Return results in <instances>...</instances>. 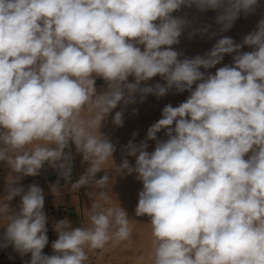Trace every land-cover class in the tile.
<instances>
[{"label":"clouds","instance_id":"1","mask_svg":"<svg viewBox=\"0 0 264 264\" xmlns=\"http://www.w3.org/2000/svg\"><path fill=\"white\" fill-rule=\"evenodd\" d=\"M192 5L221 10L217 23L228 30L257 0H0V161L19 174L0 196V247L30 253V264H85L86 249L129 240L126 211L97 202L86 227L56 222L54 254L45 255L43 190L17 184L45 163L55 168L71 144L89 165L73 187L88 185L113 161L115 145L100 131L112 110L137 93L142 100L174 88L191 94L166 105L139 145L128 143L134 166L115 165L143 184L136 215L150 218L152 264H264V19L242 44L225 36L204 56L180 59L172 46L185 20L173 13ZM244 45L253 50L241 52ZM233 53V65L200 70ZM157 75L165 84L140 86ZM112 123L123 125V111ZM162 129L166 140L157 139ZM147 140H156L154 151ZM109 179H95L104 201ZM16 196L19 211L10 207Z\"/></svg>","mask_w":264,"mask_h":264},{"label":"rangeland","instance_id":"2","mask_svg":"<svg viewBox=\"0 0 264 264\" xmlns=\"http://www.w3.org/2000/svg\"><path fill=\"white\" fill-rule=\"evenodd\" d=\"M221 14V10H207V11H200L195 5L191 7H181L180 10L173 13V16L180 17L185 20V26L181 36L179 37V43L173 45V49L183 53V58L179 57L180 59L192 58L197 55L204 56L207 54L216 42L221 39L222 37H230L236 43L243 42V38L249 34L250 32L256 30L257 24L261 19H264V0H257V6L255 10L250 13L241 12L239 17L232 23V26L228 30H222V25L217 23V16ZM207 29V32H202L200 30ZM181 38V39H180ZM181 47V48H180ZM141 48L143 46L141 45ZM182 49V50H181ZM253 49L247 45H244L241 48V52H250ZM187 56H185L186 54ZM233 54H225L223 56V60L221 63L215 65L209 69L200 70L205 73V76L208 74H215L216 70L220 67L225 65H233ZM132 82L134 81L133 77H129ZM165 84V81L162 77L157 75L156 77L152 78L149 81L142 82L141 87L146 86H155L156 84ZM96 87H102L103 89H97L98 92H102L106 88L105 81L101 78L96 79ZM195 89V84L193 85V90ZM189 91L184 92H177L174 88L171 89L165 96L157 97L155 95L150 96L151 104H156L158 106V116H156V120L158 121L159 118H162V110L163 108L171 104L173 107L178 106L180 103L186 101V99L190 96ZM141 95L139 93L135 94V102L137 98L140 99ZM148 97H144L140 100L141 105L146 104L144 100H147ZM163 99V100H162ZM156 100V101H155ZM159 100V101H158ZM143 101V102H142ZM148 101V100H147ZM133 104L129 103L125 105L123 102L117 105L115 109L112 110L111 113L115 114L117 111H123V125L116 126L112 123L110 115L106 117L104 122V129L106 128L107 138L115 145V151L113 153V161L109 159L103 166L102 171L100 174H96L95 179L98 176H104L105 174L109 175L110 185H107L106 191H110L112 194L110 196H131L135 198L139 196V192L143 189V184L140 180L136 178V174L133 173L131 175L127 174H117L116 166H119L122 163L123 159H127L130 165H135V156H131L127 154L126 146L131 141L132 143L139 145L142 141H144L147 137V131L149 128H143V124L139 127V120L140 116L136 112L133 111ZM159 104V105H158ZM164 104V105H163ZM147 105V104H146ZM162 107V108H161ZM160 108V109H159ZM119 109V110H118ZM161 112H160V111ZM85 115V117H87ZM160 116V117H159ZM158 117V118H157ZM113 118V117H112ZM111 120V121H110ZM141 121V120H140ZM153 120L152 124L157 122ZM107 124V125H106ZM113 126V127H111ZM136 128V129H135ZM141 128V129H140ZM139 133V134H138ZM139 136V137H138ZM168 137L166 135V130L162 129L159 133H157L158 140H166ZM147 151L152 152L155 150L156 140H147ZM31 147V146H30ZM67 153L66 157L62 161H58V167L56 171L61 170L66 174L72 170H78L85 173L86 169L88 168V163L83 161L81 154H79L74 145H69L67 149H65ZM247 158V157H246ZM4 162V161H3ZM116 165V166H115ZM8 170V168H7ZM55 172V171H54ZM102 172V173H101ZM51 172L44 174L43 176H28L23 183H18L19 186L23 187L25 191L27 190L28 186L31 184H36L38 186L42 185L43 179H45V175H50ZM52 174V173H51ZM11 175H14L11 173ZM66 176V175H65ZM114 176V177H113ZM98 177V178H101ZM59 180L55 179L54 181ZM53 181V182H54ZM117 181V184L115 185ZM3 182V181H2ZM110 186V187H109ZM2 187V186H1ZM5 191V190H4ZM100 192V190H98ZM96 196H99L96 194ZM129 197V198H131ZM45 199V196H44ZM90 203V202H89ZM19 204L20 199L19 196L14 197L12 201H10V207L19 211ZM66 205L64 201L56 202L50 201L47 203L45 199L44 205V212L48 218L47 222V236H48V244L42 250L43 254L45 255H53L54 250L52 248L53 241L58 239V234L54 233L53 222H55L57 211L62 213L66 211ZM4 220L0 219V244L4 243ZM8 247V246H7ZM7 247H0V264H30L31 254H21L14 247L10 246ZM117 249V250H116ZM119 244L113 245L109 244L106 246V250H90L92 252L91 255L88 256V260L85 261V264H119L118 259L116 258L115 253H119ZM89 251L86 249V252ZM102 252V254H100ZM115 255V256H114ZM102 259V260H101ZM149 259L145 260L146 264H151ZM105 261L107 263H105ZM140 264H144L141 260Z\"/></svg>","mask_w":264,"mask_h":264},{"label":"crops","instance_id":"3","mask_svg":"<svg viewBox=\"0 0 264 264\" xmlns=\"http://www.w3.org/2000/svg\"><path fill=\"white\" fill-rule=\"evenodd\" d=\"M183 56H184L183 53H181L180 57L183 58ZM185 56H187V54ZM129 82H132V80L130 79ZM97 89H103V88L99 87ZM57 165L58 163L56 164V166ZM56 166L54 168L49 166L47 163H45V165L41 168L39 174L36 175V176H40V175L43 176L46 173L49 172L52 173V174L50 173V175L48 176L45 175V179L41 180L42 185L40 187L43 190V194L45 196L47 203L53 200L56 202H60V201L65 202L66 205L65 209L67 211V214L65 215L64 211L62 213L57 211L56 218L54 220L55 222H53V225L55 226L57 221L66 218L67 220L70 221V226L72 228L86 227L89 224L88 215L94 203L98 202L105 208L107 207L116 208L119 207L120 205L126 211L130 219L132 236L130 237L129 240L121 242L119 244V250H118L119 253L117 254L115 253L116 258L119 261V264H140L141 260L143 261L144 264H146L145 260L147 259H149L148 261H151L152 264V260H151V255L153 252L152 228H151V224L149 223L150 218L147 215L144 216L136 215V208H137L139 196H136L135 198H132L131 196H110V194L112 193L110 191H107L108 200L107 201L101 200L99 196H96V194L98 195L99 193L98 190L100 189H98L95 185V178L92 181H90L88 185L79 188H74L73 185L83 174V172L71 169V171H69L66 174L65 172L59 170V168L56 171L58 167ZM11 173L12 172L8 167L7 163L0 161V196H4L7 194L6 192L7 181H11L13 179V175H11ZM13 174L19 175L15 173ZM27 177L28 176H22L19 179L18 183L19 182L20 184L23 183V181ZM98 177L96 179H99ZM55 179H59V180L54 181ZM109 183L111 182L108 181L107 185H110ZM116 184L117 181L115 185ZM17 186H19V184H17ZM19 199L21 201V196H19ZM5 224L6 221L4 220L3 225ZM54 233L57 232L54 231ZM9 246L10 248L13 247L12 245H8V247ZM90 252L92 251L90 250L87 251L88 256L92 254ZM100 254H102V252H100ZM105 263L107 262L105 261Z\"/></svg>","mask_w":264,"mask_h":264},{"label":"bare ground","instance_id":"4","mask_svg":"<svg viewBox=\"0 0 264 264\" xmlns=\"http://www.w3.org/2000/svg\"><path fill=\"white\" fill-rule=\"evenodd\" d=\"M181 48V47H180ZM182 50V49H181ZM179 51V50H178ZM151 80V79H150ZM134 82V81H133ZM152 94H148L146 95L145 97H148V101L147 100H144L146 104H143L141 105L140 103V100H141V97L140 99L137 98L136 102H134L133 104V111L132 112H136L139 114V116L141 117L140 120H139V127L141 124H143V128H149L151 125H152V122L153 120L157 121L156 120V116H158V113H157V110H158V106L156 104H151L152 102L150 101V96ZM163 100V99H162ZM156 101V100H155ZM159 101V100H158ZM143 102V101H142ZM159 105V104H158ZM164 105V104H163ZM162 108V107H161ZM160 109V108H159ZM160 111V110H159ZM161 112V111H160ZM88 113L85 112L84 115H87ZM111 119H113L112 117H114L115 114L113 113H110L109 114ZM160 117V116H159ZM158 118V117H157ZM160 119V118H159ZM107 120H105L104 122H106ZM111 121V120H110ZM104 122L102 123V127L100 129L101 133L104 135V136H107V132H106V128L104 129ZM107 125V124H106ZM113 127V126H111ZM136 129V128H135ZM141 129V128H140ZM139 134V133H138ZM139 137V136H138ZM163 140V139H162Z\"/></svg>","mask_w":264,"mask_h":264}]
</instances>
